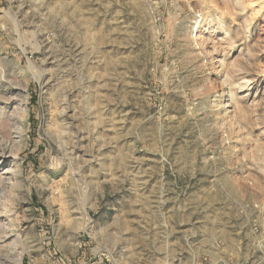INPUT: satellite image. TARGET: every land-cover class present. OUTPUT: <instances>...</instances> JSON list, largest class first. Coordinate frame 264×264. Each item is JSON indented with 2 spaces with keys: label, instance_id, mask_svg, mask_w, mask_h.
<instances>
[{
  "label": "rangeland",
  "instance_id": "1",
  "mask_svg": "<svg viewBox=\"0 0 264 264\" xmlns=\"http://www.w3.org/2000/svg\"><path fill=\"white\" fill-rule=\"evenodd\" d=\"M0 264H264V0H0Z\"/></svg>",
  "mask_w": 264,
  "mask_h": 264
}]
</instances>
